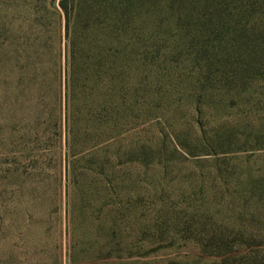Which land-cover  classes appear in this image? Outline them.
Instances as JSON below:
<instances>
[{
	"label": "rangeland",
	"instance_id": "rangeland-1",
	"mask_svg": "<svg viewBox=\"0 0 264 264\" xmlns=\"http://www.w3.org/2000/svg\"><path fill=\"white\" fill-rule=\"evenodd\" d=\"M202 1L149 29L162 49L117 139L72 143L60 0H0V41L39 19L60 52L43 103L0 59V264H264V140L215 156L188 132L196 105L209 128L264 129V0ZM241 238L257 246L210 250Z\"/></svg>",
	"mask_w": 264,
	"mask_h": 264
},
{
	"label": "trees",
	"instance_id": "trees-1",
	"mask_svg": "<svg viewBox=\"0 0 264 264\" xmlns=\"http://www.w3.org/2000/svg\"><path fill=\"white\" fill-rule=\"evenodd\" d=\"M174 3L175 0H60L58 6L64 12L67 40L66 110L72 143L104 139L111 143L117 139L120 126L126 123L122 120L129 109L128 103L130 108L137 107L139 92L157 65L147 62V53L162 49L160 42L151 40L149 29L159 31L166 22L178 26L193 22L204 6L202 0H179V7L173 13ZM53 9L56 10V4ZM156 12L171 13L162 20V14ZM39 22V19L29 20L28 30L4 31L0 59L9 75L22 84V93H32L43 103L50 89V75L56 76L60 52H51L50 35L44 29L46 25ZM2 26L8 27L9 23ZM193 112L196 120L188 132L195 147L201 149L200 154H227L248 144L253 146L250 148L261 146L264 140L263 128L251 124L243 129L228 124L209 128L199 121L202 110L198 105ZM147 118V122L153 120L151 115ZM241 240L231 246L215 240L209 245L210 250L228 262L239 255L233 253L235 248L239 252L245 245V248L257 246L256 242Z\"/></svg>",
	"mask_w": 264,
	"mask_h": 264
}]
</instances>
